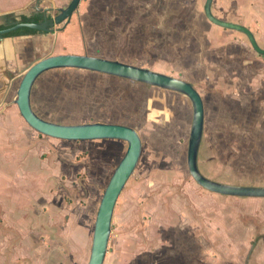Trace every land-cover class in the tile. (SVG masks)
I'll return each mask as SVG.
<instances>
[{
  "label": "rangeland",
  "instance_id": "obj_1",
  "mask_svg": "<svg viewBox=\"0 0 264 264\" xmlns=\"http://www.w3.org/2000/svg\"><path fill=\"white\" fill-rule=\"evenodd\" d=\"M205 2L84 0L85 13L76 12L86 27L83 55L192 84L205 111L201 173L222 184L264 187V57L245 34L212 26ZM32 108L49 122L119 124L141 136V158L118 200L104 264H246L250 254L251 264H264V198L213 194L190 175L193 106L187 97L114 76L55 70L37 80ZM127 149L122 142L106 151L121 159ZM85 161L77 166L88 165L91 178L85 170L79 178L97 187L98 212L120 162Z\"/></svg>",
  "mask_w": 264,
  "mask_h": 264
},
{
  "label": "crops",
  "instance_id": "obj_2",
  "mask_svg": "<svg viewBox=\"0 0 264 264\" xmlns=\"http://www.w3.org/2000/svg\"><path fill=\"white\" fill-rule=\"evenodd\" d=\"M71 1L0 0V17L14 13L31 18L42 14L41 9L52 10L48 17L53 18ZM258 1L213 0L211 11L213 14L215 4H218L217 13L213 15L221 21L249 29L264 50L257 38V33H264V5L257 8ZM83 6L84 0H81L80 14L85 13ZM76 12L65 25L56 26L54 33L0 39V264H88L98 189L89 181L80 180L82 170H85L87 180L92 173L88 165L84 169L77 164L94 158L112 165L122 159L109 153L110 150L106 151L122 141L68 142L38 134L13 103L26 70L34 63L50 56L84 54L88 48L86 27L82 16ZM82 154H87L88 159L78 161ZM254 250L255 247L252 252ZM253 257L250 254L246 264H251ZM197 259L204 261L203 253Z\"/></svg>",
  "mask_w": 264,
  "mask_h": 264
},
{
  "label": "water",
  "instance_id": "obj_3",
  "mask_svg": "<svg viewBox=\"0 0 264 264\" xmlns=\"http://www.w3.org/2000/svg\"><path fill=\"white\" fill-rule=\"evenodd\" d=\"M81 0H72L69 6L49 19L52 10H41L44 21L37 23H18L0 31V39L5 35L20 29H31L41 33H54L55 27L69 22L78 10ZM213 0H206L204 12L207 19L224 29L235 30L245 34L253 49L261 56L264 50L258 45L253 33L244 26L221 21L211 11ZM75 69L99 73L126 79L136 83L176 92L187 97L193 106V122L188 145V168L191 177L208 192L228 197L264 198V187H246L222 184L205 177L199 167V153L204 134L205 111L200 93L195 87L181 79L155 72L148 68L126 64L89 55H57L44 58L30 66L17 90V97L13 102L25 122L38 134L56 140L78 142L96 140H115L128 144L125 156L116 167L100 202L96 215L92 236L91 254L88 264H104L108 253L112 235V225L118 200L126 184L136 170L141 154V136L134 128L109 123H85L76 125H61L40 118L32 108L31 96L36 81L45 73L54 70Z\"/></svg>",
  "mask_w": 264,
  "mask_h": 264
},
{
  "label": "trees",
  "instance_id": "obj_4",
  "mask_svg": "<svg viewBox=\"0 0 264 264\" xmlns=\"http://www.w3.org/2000/svg\"><path fill=\"white\" fill-rule=\"evenodd\" d=\"M49 19H52V17H49ZM44 21V15L39 14L35 17H26V16H18L14 13L3 15L0 17V31L7 29L11 26H14L15 24L18 23H37L40 24ZM41 32L31 30V29H20L14 33L5 35L4 38L8 37H16V36H22V35H33V34H39Z\"/></svg>",
  "mask_w": 264,
  "mask_h": 264
}]
</instances>
